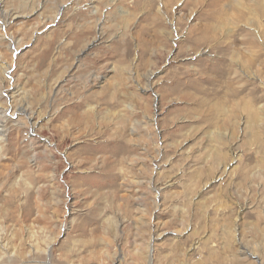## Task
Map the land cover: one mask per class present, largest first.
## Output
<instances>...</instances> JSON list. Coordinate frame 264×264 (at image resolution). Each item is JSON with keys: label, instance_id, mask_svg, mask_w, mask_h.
Here are the masks:
<instances>
[{"label": "rangeland", "instance_id": "374dc122", "mask_svg": "<svg viewBox=\"0 0 264 264\" xmlns=\"http://www.w3.org/2000/svg\"><path fill=\"white\" fill-rule=\"evenodd\" d=\"M0 264H264V0H0Z\"/></svg>", "mask_w": 264, "mask_h": 264}, {"label": "bare ground", "instance_id": "6f19581e", "mask_svg": "<svg viewBox=\"0 0 264 264\" xmlns=\"http://www.w3.org/2000/svg\"><path fill=\"white\" fill-rule=\"evenodd\" d=\"M214 1V0H213ZM213 3H215V2H213ZM217 4V3H216ZM123 139V138H122ZM127 145V144H126Z\"/></svg>", "mask_w": 264, "mask_h": 264}]
</instances>
